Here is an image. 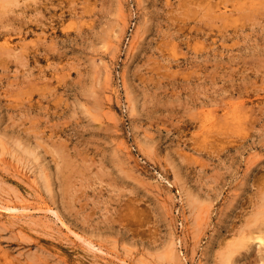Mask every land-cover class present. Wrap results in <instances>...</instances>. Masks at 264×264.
Returning a JSON list of instances; mask_svg holds the SVG:
<instances>
[{"label": "rangeland", "instance_id": "obj_1", "mask_svg": "<svg viewBox=\"0 0 264 264\" xmlns=\"http://www.w3.org/2000/svg\"><path fill=\"white\" fill-rule=\"evenodd\" d=\"M5 2L0 264H264V0Z\"/></svg>", "mask_w": 264, "mask_h": 264}, {"label": "bare ground", "instance_id": "obj_2", "mask_svg": "<svg viewBox=\"0 0 264 264\" xmlns=\"http://www.w3.org/2000/svg\"><path fill=\"white\" fill-rule=\"evenodd\" d=\"M6 0H4V2H5ZM9 1V0H8ZM0 2H3V0L2 1H0ZM6 3V2H5ZM4 3V4H5ZM3 4V5H4ZM3 44H10V40L9 39H5L4 40V42H3ZM214 126H212L211 128H213ZM19 209H22V210H24L25 212L26 211H29V212H32V210L33 209H35V210H38L39 212H42L43 214H45V215H55L56 216V212L54 211L55 209L52 207V206H49V205H46V204H41V205H39V206H37V207H34V206H32V205H30V204H27V205H23V206H17V205H15V206H7V208L5 209L6 211H9V213H11V214H9V216H11V217H14V218H16V217H18V215H17V213H15V211L16 210H19ZM3 210H4V208H3ZM59 214V213H58ZM60 216V215H59ZM59 218V217H58ZM61 218V217H60ZM63 222V221H62ZM64 223V222H63ZM263 224V223H262ZM70 231H71V229H69ZM74 231V230H73ZM72 231V232H73ZM75 232H73V234H74ZM75 235H76V233H75ZM78 235V234H77ZM254 236L255 235H253V234H248L245 238H244V240H247V241H245V242H243V243H245V244H248V242H250V241H252L253 239H254ZM79 238V237H78ZM255 238L256 239H258V241L257 242H259L260 244H263L264 245V232L262 233V234H258L257 236H255ZM79 240H81V239H79ZM86 243V246L88 245L90 248H91V250H96V249H99V248H97V247H95L94 245H92V243L93 242H87V241H84V244ZM89 247H88V249H89ZM100 247V246H99ZM264 247V246H263ZM84 249V248H83ZM99 250H101V249H99ZM101 251H103V250H101ZM101 251H98L97 250V252H101ZM105 251V250H104ZM76 253V252H75ZM103 253V252H102ZM104 254H109L108 253V251L106 252L105 251V253ZM95 255V254H94ZM109 256L111 257L112 255H110L109 254ZM113 257H115V256H113ZM7 258V257H6ZM229 258H230V256H229ZM229 258H228V261H229ZM109 260H111V261H113L111 258H109ZM227 261V262H228ZM233 261V260H232ZM127 263V262H126ZM125 264V263H124ZM128 264V263H127Z\"/></svg>", "mask_w": 264, "mask_h": 264}]
</instances>
